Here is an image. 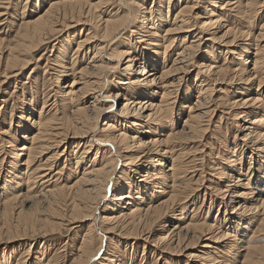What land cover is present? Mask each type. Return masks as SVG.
<instances>
[{
	"label": "bare ground",
	"instance_id": "6f19581e",
	"mask_svg": "<svg viewBox=\"0 0 264 264\" xmlns=\"http://www.w3.org/2000/svg\"><path fill=\"white\" fill-rule=\"evenodd\" d=\"M21 1L13 44L0 38V86L30 69L15 113L0 104V238L37 240L0 264H52L65 226L81 229L70 263L92 264L98 211L108 240L147 244L143 264H264V0ZM132 244L101 263L141 264Z\"/></svg>",
	"mask_w": 264,
	"mask_h": 264
},
{
	"label": "rangeland",
	"instance_id": "374dc122",
	"mask_svg": "<svg viewBox=\"0 0 264 264\" xmlns=\"http://www.w3.org/2000/svg\"><path fill=\"white\" fill-rule=\"evenodd\" d=\"M182 1L185 2L184 0H182ZM114 2H115V0H114ZM138 2H140V4L143 3L142 5H145L146 8H148L150 6V3L152 1L151 0H138ZM22 3H23V1H21V0H19L18 2L16 1V4L18 6L13 5L12 10H11L13 16L9 17L8 19H5L3 22L0 23V24H2V25H0V38H2V39L4 38L5 42L8 43V44H13L14 37H15V35L17 33V30H16L15 27L18 25V22L13 20L14 19L13 12L14 13L17 12V11L19 12V10H20V7L19 6ZM227 16H229L228 17L229 19H233V17L235 15L233 16L232 12H227ZM3 19L4 18H2V20ZM235 25L238 26V24H235ZM56 43L57 42L52 41L50 43V45L47 47L46 50H42L36 56V59L39 58V57H41L40 60H42V61L39 62L38 69H37V67H35L37 69V71L35 73L36 75L35 74H32V77H34V75H35V77H37V78L40 79V81H41L40 85L43 86L42 90H40L41 88L39 89L41 95H42V93H45V92L48 93V90H50V89H52L54 87V81L52 80L53 74H51L52 71L50 69L51 68L50 67L51 66L50 64L52 62V57H51L52 56V53H50V50H51V46H53L54 44L56 45ZM41 55H43V56H41ZM228 56H229V54L227 55V57ZM222 58L223 57L221 56V60H222ZM31 68H34V67H31ZM28 71H30V69H25L24 71H22V73H20L22 76L19 75L17 78L16 77H13L11 79L9 78V79H7V81H8L7 83H2V85L0 86L1 90L3 89L2 91H0V93L2 92L0 94V104H1V100L4 99L5 100V103H6V109H5L6 118L9 117V114H11V112L12 113L13 112L15 113V111H14L15 107H13V106L18 104L17 98L20 95L21 91L22 90H25L26 91V93H27L26 94V97H28L27 95H29V87L30 86H28V85H30L29 84L30 82H29V79L28 80L25 79V78H27V77H25V73H27ZM23 74H24V77H23ZM0 81H3V78L2 77H0ZM15 82H18V89H14V86H15L14 83ZM25 82H26V84H24ZM228 86L229 87H226V85H223V88H224L223 89L224 90L223 92H226V94L227 93L230 94L231 91H232V88L235 85L234 84H228ZM43 90H44V92H42ZM215 121H218V119L215 118ZM101 122H102V120L99 123L101 124ZM232 123L233 122L231 121V119H229L227 121L228 128H229L228 130H229V133L230 134H234L235 133V129H236V128H234L235 125L232 124ZM243 146H246V145L242 144V147ZM244 149H246V147H244ZM247 152H249V151H246V153ZM197 170L200 173V171H199L200 169H197ZM212 176H214V174L212 172H210V171L204 172V174L202 175V180H201V182L203 181L202 182V185H201V188H202V186H207V187L211 188L214 185V182L215 181L213 180ZM195 178H198V177H195ZM202 194H203V191L201 192V195ZM201 200H202V197L199 196L198 197V200L195 203L198 202V204H199ZM206 200H210V199H207L206 198ZM206 200L203 201L202 207H201V208H203V212H201V216L203 218H206L209 215V213H206V216H205V212L204 211H207V210H210L211 209L210 208V205H209V202L210 201H206ZM204 205L206 206V208L203 207ZM212 208H213V206H212ZM101 214H102V211H98V213L96 214L95 223H96V226H97L96 232H97L98 237L100 236V238L101 237L103 238L102 249H101L99 255L97 256V258L94 260V262L92 264L101 263V261L103 260V258L105 256H108L109 255L108 253H110L115 247H117V245H118V248H120V249L127 248L128 249L127 250L128 253L130 251L132 252V250L130 249L132 243H133L132 244V248L135 250L134 251V257L136 259V262L143 264L145 262V259L143 260V258H146L147 257V252H148V250L146 248L147 247V244L145 245V249L146 250L143 253L142 250H141L142 249L141 246H143L144 243L141 240H138V242L137 241L134 242L135 240L129 241V245H128V243H127V241L125 239L119 240L117 237L112 236V235H109L110 237H109V240H108L106 234H104V232H103L104 230L98 224V222H99L98 221V218H99V216ZM212 215H214V213H212ZM199 216H200V214H199ZM186 220H188V219L186 218ZM7 226H9V225H2V221L0 220V228H2L4 230V229H6ZM10 226L12 227V226H15V225H10ZM72 228L73 227L65 226L64 227L65 230L62 229L63 230L62 235H61V237H59L60 240L59 239H52L51 238V240L48 241L47 245L52 246L50 249L51 250L53 249L51 251L53 254L51 252H49L51 255L49 253H47L46 257L47 258L48 257H51L52 258V264H71L73 262V258H75L76 253H77V251H76L77 243H79V241H80L79 238H78V233L80 232L81 229L78 230L79 228H77V229L76 228L75 229L74 228L72 229ZM222 228L223 227H221V229ZM1 234H2V239L1 238L0 239L2 240V244H1V247H0V254H2V253L5 254L6 252H10L12 249L13 250L18 249L19 252L22 253V256L24 257L26 255V252H25L26 249L31 245V243L33 241H36L37 240L36 239L37 237H33V236H30L27 233H25L24 234V239H19L20 241H18V238L13 239V241H6V239L3 236V233H1ZM18 235H20L19 237H21V234H18ZM31 237H33V238H31ZM54 237H57V236H54ZM263 239L264 238H258V244H257L258 246H263L264 245V240ZM65 243H67V244H65ZM21 249L24 250V251H22ZM34 250H35V248H33V245H32L31 252L33 251V253H34ZM56 251H58V252H56ZM31 252H30V254H31ZM30 254L28 255V258L30 257ZM53 255H54V257H53ZM33 257H36V256H32V259H33ZM161 257H162V255H161ZM57 259H59L58 260L59 263H58ZM150 261H151V258H150ZM102 263H104V262H102ZM148 264H152V262H148Z\"/></svg>",
	"mask_w": 264,
	"mask_h": 264
}]
</instances>
